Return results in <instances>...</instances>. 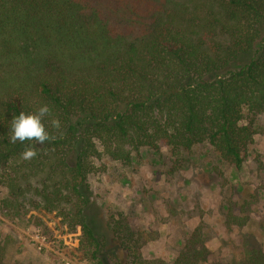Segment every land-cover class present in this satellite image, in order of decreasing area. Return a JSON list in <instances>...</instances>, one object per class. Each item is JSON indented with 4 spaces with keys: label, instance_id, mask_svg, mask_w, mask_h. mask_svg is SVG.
<instances>
[{
    "label": "trees",
    "instance_id": "trees-1",
    "mask_svg": "<svg viewBox=\"0 0 264 264\" xmlns=\"http://www.w3.org/2000/svg\"><path fill=\"white\" fill-rule=\"evenodd\" d=\"M45 104L56 139L11 143L12 118ZM257 116L264 0H0V186L79 225L93 264L142 262L127 225H110L106 243L85 217L102 155L128 164L141 148L207 143L240 167ZM28 144L37 156L25 161ZM197 241L174 264H197ZM243 264H264V250L247 251Z\"/></svg>",
    "mask_w": 264,
    "mask_h": 264
},
{
    "label": "rangeland",
    "instance_id": "rangeland-1",
    "mask_svg": "<svg viewBox=\"0 0 264 264\" xmlns=\"http://www.w3.org/2000/svg\"><path fill=\"white\" fill-rule=\"evenodd\" d=\"M253 129L240 167L207 143L141 148L128 164L102 155L103 169L88 176L85 192L84 214L96 238L109 243L110 225H127L139 241L141 264H174L194 236L197 264H243L247 251L264 250L263 116ZM32 195L14 202L0 186V264H93L80 226L34 205ZM106 264L116 262L107 257Z\"/></svg>",
    "mask_w": 264,
    "mask_h": 264
},
{
    "label": "clouds",
    "instance_id": "clouds-1",
    "mask_svg": "<svg viewBox=\"0 0 264 264\" xmlns=\"http://www.w3.org/2000/svg\"><path fill=\"white\" fill-rule=\"evenodd\" d=\"M52 115L48 105L40 106L35 112L24 113L20 112L18 116H14L10 126V142L15 144L19 141L24 144L25 141H35L40 145L46 142H51L56 139V136L50 133L44 124V118ZM52 129L58 130L61 126L58 118L50 120ZM37 156V152L33 145H24L21 152V158L25 161L31 160Z\"/></svg>",
    "mask_w": 264,
    "mask_h": 264
}]
</instances>
